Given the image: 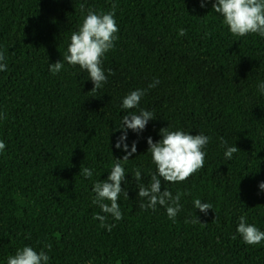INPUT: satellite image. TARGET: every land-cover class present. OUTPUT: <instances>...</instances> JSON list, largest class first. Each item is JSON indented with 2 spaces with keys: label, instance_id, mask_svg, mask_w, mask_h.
<instances>
[{
  "label": "trees",
  "instance_id": "obj_1",
  "mask_svg": "<svg viewBox=\"0 0 264 264\" xmlns=\"http://www.w3.org/2000/svg\"><path fill=\"white\" fill-rule=\"evenodd\" d=\"M113 5L119 31L103 57L107 83L91 91L88 73L66 62L53 75L49 64L62 60L88 10ZM0 52V264L25 246L43 249L48 264H264V241L248 246L236 232L242 215L264 231V37L233 36L212 2L202 8L200 0H0ZM137 89L146 94L129 111L154 120L127 132L137 149L120 161L129 198L119 196L123 218L107 216L108 231L93 219L105 215L93 187L125 154L114 147L127 114L121 104ZM167 127L210 137L201 170L162 181L161 191L181 194L175 222L159 204L141 209L132 178L138 168L150 184L147 138L159 141ZM229 146L239 149L231 160ZM196 199L212 210H195Z\"/></svg>",
  "mask_w": 264,
  "mask_h": 264
},
{
  "label": "clouds",
  "instance_id": "obj_2",
  "mask_svg": "<svg viewBox=\"0 0 264 264\" xmlns=\"http://www.w3.org/2000/svg\"><path fill=\"white\" fill-rule=\"evenodd\" d=\"M208 2H212V9L215 13L223 17L224 24L228 27L229 32L236 37H244L249 34H258L264 37V0H200V6L203 8ZM115 5L113 10L107 13H97L91 9L88 10L86 17L77 31L73 32L70 38V44L62 60L49 64V71L55 75L64 68V62L69 66H79L81 70L88 73V77L93 88L91 91H97L107 83V75L102 67L103 57L114 47L118 39L116 33L119 29L115 20ZM179 36L186 35L184 29H180ZM5 60V56L0 52V62ZM7 71V64L0 63V72ZM111 70L108 75H113ZM159 84L158 80L149 84V88H155ZM261 92H264V83L259 85ZM146 94V90L137 89L127 94L121 107L127 112L122 117V127L120 135L114 147L122 150L125 154L122 158L117 159L106 180L94 184L93 192L95 196L92 203L97 205L105 215L96 214L94 220L101 222L100 226L111 231L113 225L105 223L107 216H112L114 220L120 221L123 216L118 204V198L121 194L126 199L129 198L128 191L122 187L125 183V169L121 160L127 161L136 153V142H133L131 149L126 143L127 132L129 130L139 134L142 133L150 120H154V114L151 111L140 109L139 114L129 110L139 107L141 98ZM0 118L3 117L0 114ZM161 139L153 142L151 137L147 138L148 150L151 153L152 162L156 166V172L151 175L150 184L145 186L140 183L141 171L134 170L133 179L137 182V196L144 202L140 204L142 210H156V206H164L167 216L175 222L177 214L181 210V194L178 192L175 196L167 189L162 188L164 182H183L192 174L204 167L206 152L204 149L209 143L210 137L203 134L192 135L182 130L170 131L162 128L159 131ZM223 145H227L221 137ZM6 145L0 141V152L5 149ZM239 151L236 146H229L224 153L227 160H231L234 153ZM82 174L85 178L90 179L92 170L84 168ZM261 191H264V182L259 184ZM110 202V203H109ZM195 210L207 215L212 210V205L196 199L193 202ZM195 220L199 218L195 214ZM243 243L248 246H255L264 241V231H260L255 225L247 223L246 215L239 217V224L236 230ZM236 239V235L233 236ZM49 250L51 245L46 246ZM50 257L41 249L39 252L30 246L18 249L15 255H10L7 264H48Z\"/></svg>",
  "mask_w": 264,
  "mask_h": 264
}]
</instances>
